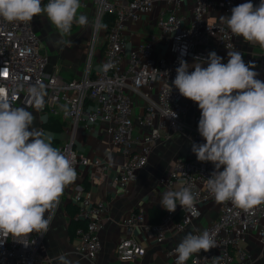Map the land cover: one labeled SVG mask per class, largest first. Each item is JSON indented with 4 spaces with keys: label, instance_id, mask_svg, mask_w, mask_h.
Segmentation results:
<instances>
[{
    "label": "built area",
    "instance_id": "built-area-1",
    "mask_svg": "<svg viewBox=\"0 0 264 264\" xmlns=\"http://www.w3.org/2000/svg\"><path fill=\"white\" fill-rule=\"evenodd\" d=\"M85 2L81 0V4ZM245 2L247 0H93L91 18L96 19L99 30L106 13L115 14V21L106 28L105 50L98 66L92 70L87 65L83 75L76 78H65L57 71H47L50 57L33 20L30 23H9L0 19V88L8 90L13 106L18 107L20 103L32 106L34 102L29 88L40 81L44 86V104L40 113L61 115L70 122L73 132L79 126L91 130L97 123H106L112 143L121 148L124 156L114 180L126 188L148 164L159 141L180 134L191 142L204 143L197 131L198 105L182 97L174 87L171 90L170 83L176 76L180 59L191 65L194 57L206 58L210 51H215L224 58L222 62L227 63V51L233 47L236 50L237 36L220 22L219 17L230 16L231 8ZM252 2L258 5L260 0ZM151 14L155 16L148 21L157 26L158 33L131 46L125 35V21H138ZM97 38L98 32L94 41ZM251 45L259 47V51H248L245 63L254 62V70L259 74L257 78L264 81V48L259 44ZM185 47L186 54L182 55ZM90 56L93 58L94 51ZM105 63L114 67L104 71L102 65ZM137 96L143 99L138 111ZM171 110L177 114L175 118L168 117L172 115ZM72 143L73 136L59 149L74 155L78 178L79 166L90 161L76 152ZM95 163L100 165L101 161ZM213 168L210 162H199L194 153L177 157L169 172L160 176L159 185L167 190H177L181 185L191 187L199 217L191 216L179 206L174 213L159 206L163 215L160 221L154 222L150 221L146 207L131 209L121 223L126 236L117 243L118 259L130 261L146 254V247L135 238L138 227L151 234L158 244H163L170 234L183 232L200 218L203 214L201 205L216 202L206 185ZM68 187L60 199L62 205L71 203L75 206L70 219L81 223L75 230L76 251L95 260L102 249L101 229L106 206L103 202H95L91 193L81 190L66 197ZM217 209V217L200 231L212 233L218 247L207 253L194 254L186 264H212V258L216 256L221 257L219 264H233L236 258L245 264H254L248 244L251 233L262 245L264 258V205L258 206L254 215L235 208L230 202L217 203ZM45 235L32 233L25 241L27 245L7 237L0 244V264H53L52 259L40 255ZM0 239L4 237L0 236ZM175 247L167 249L171 261L159 264H176V255L172 251Z\"/></svg>",
    "mask_w": 264,
    "mask_h": 264
},
{
    "label": "clouds",
    "instance_id": "clouds-1",
    "mask_svg": "<svg viewBox=\"0 0 264 264\" xmlns=\"http://www.w3.org/2000/svg\"><path fill=\"white\" fill-rule=\"evenodd\" d=\"M80 7L81 0H48L47 4L42 0H0V19L30 23L43 14L59 34L70 33L74 22L89 26L86 15L77 16ZM219 20L234 36L264 48V0L258 5L247 0ZM93 31L98 32V26ZM181 54H186V47ZM227 57L223 63V57L210 51L206 58L194 57L191 65L180 59L170 89H177L200 110L197 131L204 143L193 142L191 151L199 162L214 166L206 180L209 194L217 203L230 202L254 215L264 205V81L257 78L255 63H245L234 47L228 49ZM112 67L111 63L102 65L104 71ZM43 87L36 81L29 88L36 112L44 104ZM171 112L168 117L175 118L177 114ZM34 120L26 106H13L8 90L0 88V236L4 237L0 244L11 236L27 245L32 233L46 234L65 189L77 180L74 155L53 147L54 135L34 127ZM159 203L169 213L179 206L193 217L200 215L189 186L165 191ZM217 247L212 233L193 226L172 251L176 264H186L194 254ZM71 256L70 252L60 253L55 264H79ZM220 259L213 257L212 264H219Z\"/></svg>",
    "mask_w": 264,
    "mask_h": 264
},
{
    "label": "crops",
    "instance_id": "crops-1",
    "mask_svg": "<svg viewBox=\"0 0 264 264\" xmlns=\"http://www.w3.org/2000/svg\"><path fill=\"white\" fill-rule=\"evenodd\" d=\"M89 1L93 4V0ZM86 2L81 4L77 16L80 14L87 16L92 10V5H88ZM155 14L144 15L138 21H128L125 35L131 46L137 45L150 38L151 35L158 33L153 27L155 24L148 21L150 19L153 20ZM74 34L76 33H71V36ZM86 47L85 43L78 41L72 43V45L62 46L61 51L57 49V53H54L55 56L49 55L50 62L47 71H57L65 78L82 76L85 71ZM245 48L242 43H237L236 50L242 53L244 61L249 56V52ZM44 49L48 53L46 48ZM135 100L138 105L136 111H138L143 104V99L137 96ZM19 106H25V104L20 103ZM40 122L36 120L34 124H40ZM70 126V122L65 121L64 128L61 131L50 130L49 133L54 135L52 144L60 143L64 145L71 141L73 136V149L79 154L85 155L90 161L87 165L82 164L79 166L78 178L73 184L69 185L66 197L72 195L76 190H81L91 193V197L95 202H103L105 204L106 211L104 213L103 228L101 229L102 249L95 260H90L76 251L75 229H72L71 234L69 231L71 214L67 209V205L60 204L50 229L45 235L40 252L42 257L52 259L53 264H55V257L63 252L72 253L71 258L79 261V264L166 263L171 261V257L167 255V249L170 246H177L184 235L193 230V226L203 230L212 219L217 217L216 202L211 201L202 204V216L196 219L183 232L170 234L167 241L163 244H158L151 234L144 232L143 229L138 227L135 230V238L146 247V254L135 260H119L116 254V246L118 241L126 236V232L121 225L123 218L131 209L138 207H146L148 212L153 206L159 208L162 194L165 191H169L159 185V178L169 172L177 157L181 156L183 158L188 155L180 154L183 150L185 151L186 147L182 144L183 140L187 141V139L180 134H175L169 140L159 141L150 155L148 164L141 170L138 178L129 183L126 188H122L114 180V176L124 156L121 148L112 143L106 131L107 124L104 122L97 123L91 130H85L82 126H79L75 132ZM96 160L101 161L102 165H97L95 163ZM248 244L252 250L254 264H264V258L261 255L263 247L258 242L255 234L251 233L248 236ZM233 264L245 263L236 258Z\"/></svg>",
    "mask_w": 264,
    "mask_h": 264
},
{
    "label": "rangeland",
    "instance_id": "rangeland-1",
    "mask_svg": "<svg viewBox=\"0 0 264 264\" xmlns=\"http://www.w3.org/2000/svg\"><path fill=\"white\" fill-rule=\"evenodd\" d=\"M42 4H46V0H42ZM86 4L88 5H92V3L88 0L86 2ZM91 10L90 13L87 15L88 20H89V26L87 28H84L82 26H80L78 23H73L72 28L70 33H63V34H59L58 30L55 28V26L51 25V23L48 21L47 17L44 16L43 14L41 16H35L33 17V24L34 27L36 29V32L40 38V40L43 43L44 48H46V50L48 51L49 55L52 54V56H55L54 53H57V49H60L61 51V47L64 45H72V43L81 41L83 43H85L87 45L86 47V55H85V69L87 68V65H89L90 67L93 68L96 67V65L99 63V59H100V55H101V50L103 48V45L105 43V35H106V28L107 25L105 23H103V25L100 27V30L98 31V38L96 39V41H94L95 38V33L93 31L94 26H96V19L95 18H91ZM128 21H125L126 26L128 25ZM157 31L158 28L157 26H153ZM71 33H76L74 35L71 36ZM235 40H237L236 42L242 43L241 41H243V46L246 47L245 49L248 51L253 50L254 52L259 51V47H253L250 43H247L244 39H242L240 41V39H238L237 37H235ZM61 45V46H60ZM251 46L253 48H251ZM55 47H59V48H55ZM94 51V56L93 58H91V53ZM91 58V60H90ZM29 111L32 112L33 116L35 117L34 123L37 121H41L40 124L33 123V126L36 128H42L43 131L45 133H49V129H45L43 127V121H49L50 120V116L43 114L42 112H34L36 111V107L35 105L32 106H27L25 105ZM193 142L187 140L184 141L183 140V144L185 148V151L183 150L180 154L183 155H189L192 154L193 152L191 151V145ZM64 144V143H63ZM62 144L57 143V144H53V147L59 148ZM181 145V146H182ZM179 158H182L181 156H179Z\"/></svg>",
    "mask_w": 264,
    "mask_h": 264
},
{
    "label": "trees",
    "instance_id": "trees-1",
    "mask_svg": "<svg viewBox=\"0 0 264 264\" xmlns=\"http://www.w3.org/2000/svg\"><path fill=\"white\" fill-rule=\"evenodd\" d=\"M114 21H115V14L113 13H106V15L103 18V23H105L107 27L111 26L114 23ZM104 50H105V45H103L101 54H103ZM42 124L45 129L58 132L64 128L65 121L61 117V115H56V116L51 115L50 120L44 121ZM67 209L69 210L70 214H73L75 211V206L69 203L67 204ZM162 215H163V210L161 208H158L157 206H153L149 210L150 221H154V222L160 221ZM80 224H81L80 222L71 219L70 228H69L70 234L72 233V229L76 230L77 226Z\"/></svg>",
    "mask_w": 264,
    "mask_h": 264
}]
</instances>
